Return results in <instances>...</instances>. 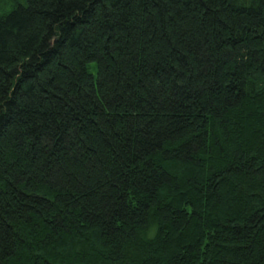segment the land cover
I'll use <instances>...</instances> for the list:
<instances>
[{
    "label": "trees",
    "instance_id": "obj_1",
    "mask_svg": "<svg viewBox=\"0 0 264 264\" xmlns=\"http://www.w3.org/2000/svg\"><path fill=\"white\" fill-rule=\"evenodd\" d=\"M0 264H264V0H0Z\"/></svg>",
    "mask_w": 264,
    "mask_h": 264
}]
</instances>
